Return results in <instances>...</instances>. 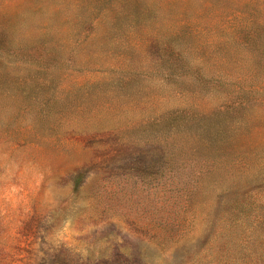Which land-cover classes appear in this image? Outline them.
Returning a JSON list of instances; mask_svg holds the SVG:
<instances>
[{"label": "rangeland", "instance_id": "374dc122", "mask_svg": "<svg viewBox=\"0 0 264 264\" xmlns=\"http://www.w3.org/2000/svg\"><path fill=\"white\" fill-rule=\"evenodd\" d=\"M221 246L264 253V0H0V264Z\"/></svg>", "mask_w": 264, "mask_h": 264}, {"label": "trees", "instance_id": "16d2710c", "mask_svg": "<svg viewBox=\"0 0 264 264\" xmlns=\"http://www.w3.org/2000/svg\"><path fill=\"white\" fill-rule=\"evenodd\" d=\"M249 210V209H248ZM247 210V211H248ZM250 217H246L248 221ZM241 223V220L238 221L237 218H228L227 220L224 219H216V227L222 231L223 238L221 240L229 241V243L237 242L240 239L237 232L234 230V227ZM230 250V247H228ZM214 249V248H213ZM217 252L215 255H210L209 259L206 262L201 261V258L198 262L194 261L193 264H264V253L263 254H254L246 253L243 250L239 251L237 254V258H235V253L230 250V254L225 252L224 247H218L215 249ZM206 250H201L198 252L196 258L198 256H204Z\"/></svg>", "mask_w": 264, "mask_h": 264}]
</instances>
